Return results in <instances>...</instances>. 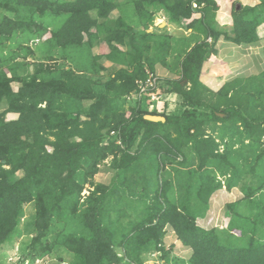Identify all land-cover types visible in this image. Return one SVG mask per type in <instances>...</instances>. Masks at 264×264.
Masks as SVG:
<instances>
[{"label": "trees", "instance_id": "1", "mask_svg": "<svg viewBox=\"0 0 264 264\" xmlns=\"http://www.w3.org/2000/svg\"><path fill=\"white\" fill-rule=\"evenodd\" d=\"M218 8L0 0V246L26 233L16 264H160L147 263L154 253L166 264H264V73L217 90L200 79L219 36L257 40L264 0L232 6L231 34L211 23ZM158 14L195 40L177 53L176 78L156 76L155 92L178 97L169 112L150 109L137 84L165 63L162 45H186L148 31ZM107 159L113 176L95 182ZM217 176L241 192L222 206L225 227L208 221Z\"/></svg>", "mask_w": 264, "mask_h": 264}, {"label": "crops", "instance_id": "2", "mask_svg": "<svg viewBox=\"0 0 264 264\" xmlns=\"http://www.w3.org/2000/svg\"><path fill=\"white\" fill-rule=\"evenodd\" d=\"M217 5L219 6L216 12V18L211 22L215 23L214 26L221 29L224 28L226 32L230 33L232 27V17H231V9L232 6L236 4L237 6H255L259 3V0H215ZM112 16V14H111ZM113 17V16H112ZM161 22V23H157ZM153 28L157 29H165L169 34L170 32L176 36L189 38L191 40V30H186L180 26L168 23L167 20L158 14L154 19ZM163 27V28H162ZM148 31H151L148 29ZM231 34V33H230ZM257 40L253 43L245 44V43H236L230 38H227L223 35L219 36V38L214 42V50L211 55L203 62L201 68L200 79L207 86H209L213 90H217L224 82L226 81H237L250 76H257L264 73V26L260 25L257 28ZM199 40H206L208 43L212 42L211 37H205L204 35H199ZM195 40H192L190 44H186L182 49L186 50L189 45H193ZM178 51L175 50L172 52L171 59L164 60L165 63L159 64L156 67V75L161 78H176L177 77V64H174L172 60H175L177 63V55ZM184 53L182 52V55ZM172 56L175 58L172 59ZM177 66V67H176ZM222 68L224 70H222ZM223 72H222V71ZM210 71V72H208ZM223 76H222V74ZM176 74V75H175ZM175 75V76H173ZM215 77L219 81L215 83ZM221 82V83H219ZM12 88L14 90L18 89V83L12 82ZM170 96H177L175 94H164V99L162 106L164 108L168 107V102L165 100ZM176 104V103H175ZM158 106V105H157ZM176 106L170 111L174 110ZM158 111L161 110L158 108ZM168 112V111H167ZM14 115L13 118L17 117L16 113L9 112ZM109 160V159H108ZM109 164V162H108ZM105 175V178L98 182H109V178L113 176V172L108 169V165H103V167L99 170ZM97 174V173H96ZM95 174V175H96ZM96 182V181H95ZM241 195V192L238 188L234 187L227 191H222V189L216 190L209 199V212L211 215H219L217 213H221L222 206L230 201L237 199ZM201 221V220H200ZM203 221V220H202ZM201 221V225L205 228L207 226L204 222Z\"/></svg>", "mask_w": 264, "mask_h": 264}, {"label": "rangeland", "instance_id": "3", "mask_svg": "<svg viewBox=\"0 0 264 264\" xmlns=\"http://www.w3.org/2000/svg\"><path fill=\"white\" fill-rule=\"evenodd\" d=\"M117 15V12L116 11H113L112 12V16L114 17V16H116ZM157 23H161V22H157ZM163 28V27H162ZM151 31L154 29L153 28V26H151L150 28H149ZM165 31L167 30V28H165L164 29ZM172 37L170 38V40H173V38H176V37H179V36H176V35H174V34H172L171 32L169 33ZM176 40V39H175ZM185 40V42H186V44H190L191 42H192V39L190 40V39H186V38H184V37H182L181 39H180V41L181 42H183ZM173 44V43H172ZM162 47H164V49H162ZM178 46H176V47H174L173 48V46L171 45V44H164V45H162L161 46V48H160V50L159 51H157L156 53L159 55V56H162V58L163 57H165L164 59L165 60H167V59H169L170 57H171V55H172V52L173 51H175V50H177L179 53H182L183 51H182V48H177ZM175 57L174 56H172V59H174ZM171 59V58H170ZM172 62L174 63V64H176V62H175V60H172ZM104 65L105 66H109L110 65V63L108 62V61H106L105 63H104ZM222 70H224L223 68H222ZM221 70V71H222ZM208 72H210V71H208ZM223 72V71H222ZM222 74V73H221ZM176 75V74H175ZM175 75H173V76H175ZM222 76H223V74H222ZM159 77V76H158ZM161 80V79H160ZM219 80L218 79H216V77H215V83L216 82H218ZM219 83H221V82H219ZM237 83V82H236ZM235 83V84H236ZM163 99L164 98H162L161 99V101H159L157 104H149L148 106H149V108L150 109H155L156 111H158V108L161 110V111H163V110H166V112L168 111H170L171 109H173L175 106H177V103H178V97L177 96H175V97H173V96H170L168 99H166L165 101L166 102H168V107L167 108H164L163 106H162V103H163ZM176 103V104H175ZM158 105V106H157ZM14 117V115L12 114V113H7L6 114V119H14L13 118ZM221 149H222V147H220ZM110 159V158H109ZM108 162H109V160H106L103 164L104 165H108ZM102 172H104V171H100V172H98L96 175H94V177H93V180L94 181H96V182H98V181H102L104 178H105V175L102 173ZM23 173H22V171H19L18 173H17V176L19 177V176H21ZM82 193H86V191H83ZM34 213V206H33V204L32 203H30V204H27L26 206H25V217H24V221L25 220H29L30 219V217H31V215ZM217 214H219V215H216V218H215V221H218V223H217V225L219 226V227H225V222H224V220H225V216L223 217L222 215H221V213H217ZM224 222V223H223ZM23 226V222H22V224H21V227ZM27 235H26V233H24L20 238H18V239H16L15 240V243H14V246L13 245H11L10 243H8V244H6L4 247H2V246H0V264H16V261H17V258H18V254H19V250H18V248H19V246L21 245V243H22V241L23 240H26L27 239ZM174 252H172V253H170V256L172 257V256H180V257H182L183 255H182V253H181V251L180 250H178L176 247H175V249L173 250ZM158 255L159 254H157V253H154V254H152V255H150L149 257V261H147V263H153L154 261H158L160 264H166L165 262H163L161 259H159V257H158ZM63 260L66 262V261H68L67 259H66V256H65V258L63 257ZM37 261V260H36ZM40 262L41 263H43L41 260H40ZM39 262V263H40ZM45 262V261H44ZM53 262V261H52ZM45 264H49L48 263V261H46V263Z\"/></svg>", "mask_w": 264, "mask_h": 264}, {"label": "built area", "instance_id": "4", "mask_svg": "<svg viewBox=\"0 0 264 264\" xmlns=\"http://www.w3.org/2000/svg\"><path fill=\"white\" fill-rule=\"evenodd\" d=\"M193 6H196L194 3ZM157 81H156V75L155 74H148L147 78L145 80H139L138 81V87H139V95L143 93H147L148 96H150L151 101L156 102V104L161 101V95L155 92L157 89ZM135 98V96H133ZM223 184V182H222ZM222 191H226L225 186H222ZM216 215H211L208 218L209 222H215L218 223V221H215ZM37 260V261H36ZM33 264H45L46 260H43L41 258L36 259ZM40 260L43 262L41 263ZM45 261V262H44ZM49 261V260H48ZM40 262V263H39ZM24 264H29L28 261H25Z\"/></svg>", "mask_w": 264, "mask_h": 264}, {"label": "water", "instance_id": "5", "mask_svg": "<svg viewBox=\"0 0 264 264\" xmlns=\"http://www.w3.org/2000/svg\"><path fill=\"white\" fill-rule=\"evenodd\" d=\"M237 8H239V6H237ZM145 118L152 120V121H164L165 120L164 117L158 116V115H146Z\"/></svg>", "mask_w": 264, "mask_h": 264}, {"label": "clouds", "instance_id": "6", "mask_svg": "<svg viewBox=\"0 0 264 264\" xmlns=\"http://www.w3.org/2000/svg\"><path fill=\"white\" fill-rule=\"evenodd\" d=\"M195 4H196V3H195ZM195 7H196V6H195ZM156 76H157V75H156ZM158 80H160V79H158ZM142 81H143V80H142ZM137 84H138V81H137ZM138 88H139V87H138ZM157 89H159L158 85H157ZM139 93H140V91H139ZM132 94H133V93H131V95L128 96L127 98L135 99V98H133ZM141 95H142V94H140L139 96H141ZM149 97H150V96H149ZM162 98H163V97L161 96V99H162ZM150 100H151V99H150ZM151 103H152V104H154V103L156 104V102H152V101H151ZM220 147H222V145H220ZM220 150H222V149L220 148ZM107 160H108V159H107ZM105 161H106V160H105ZM220 177H221V176H217V178H220ZM220 179H221V178H220ZM221 182H223L222 179H221ZM223 185L225 186L224 183L222 184V186H223ZM220 189H222V187H221ZM225 189H226V187H225ZM226 191H227V189H226ZM223 217H224V216H223ZM223 223H224V222H223ZM17 260H18V258H17ZM23 264H24V263H23Z\"/></svg>", "mask_w": 264, "mask_h": 264}]
</instances>
